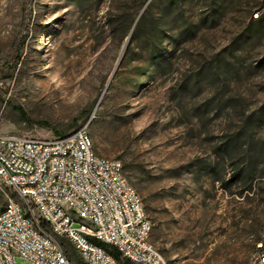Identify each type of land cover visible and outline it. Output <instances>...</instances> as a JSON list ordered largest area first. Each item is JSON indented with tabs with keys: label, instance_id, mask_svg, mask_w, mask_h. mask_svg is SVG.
<instances>
[{
	"label": "rangeland",
	"instance_id": "obj_1",
	"mask_svg": "<svg viewBox=\"0 0 264 264\" xmlns=\"http://www.w3.org/2000/svg\"><path fill=\"white\" fill-rule=\"evenodd\" d=\"M256 13L264 0H0V129L86 128L122 163L168 264H248L264 244ZM47 77L51 97L35 96ZM5 192L0 209L19 199Z\"/></svg>",
	"mask_w": 264,
	"mask_h": 264
},
{
	"label": "built area",
	"instance_id": "obj_2",
	"mask_svg": "<svg viewBox=\"0 0 264 264\" xmlns=\"http://www.w3.org/2000/svg\"><path fill=\"white\" fill-rule=\"evenodd\" d=\"M8 189L19 199L7 194L0 209V264H73L61 239L79 264H120L116 253L130 264H168L122 163L98 156L86 128L52 139L0 129V191ZM248 264H264L263 243Z\"/></svg>",
	"mask_w": 264,
	"mask_h": 264
},
{
	"label": "bare ground",
	"instance_id": "obj_3",
	"mask_svg": "<svg viewBox=\"0 0 264 264\" xmlns=\"http://www.w3.org/2000/svg\"><path fill=\"white\" fill-rule=\"evenodd\" d=\"M50 88H51V82L49 77H47L46 81L39 86V90H37L34 94L37 97H44V96L51 97L52 92H50Z\"/></svg>",
	"mask_w": 264,
	"mask_h": 264
},
{
	"label": "trees",
	"instance_id": "obj_4",
	"mask_svg": "<svg viewBox=\"0 0 264 264\" xmlns=\"http://www.w3.org/2000/svg\"><path fill=\"white\" fill-rule=\"evenodd\" d=\"M254 20H255V22H257L258 24H264V18H262L261 16H260V18H259L258 20H256V19H254ZM23 116L25 117V119H26L27 121H30L29 118H27V116L25 115V113H23ZM123 169H124V167H123ZM115 256H116V258H117V260L119 261L120 264H130L128 261H126V260H122V259L120 258V255H119V254L116 253Z\"/></svg>",
	"mask_w": 264,
	"mask_h": 264
}]
</instances>
